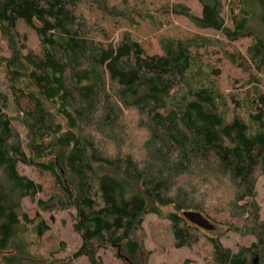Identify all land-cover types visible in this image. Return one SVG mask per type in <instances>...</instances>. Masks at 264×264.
Returning <instances> with one entry per match:
<instances>
[{"label": "trees", "instance_id": "obj_1", "mask_svg": "<svg viewBox=\"0 0 264 264\" xmlns=\"http://www.w3.org/2000/svg\"><path fill=\"white\" fill-rule=\"evenodd\" d=\"M197 1L199 13L171 10L192 31L144 46L97 38L93 8L155 20L118 0H0V264H103L102 248L150 264L170 247H197L205 264H264V31L249 28L247 6L264 29V0ZM39 208L76 212L72 255L31 250L29 232L51 230ZM185 211L256 241L226 247Z\"/></svg>", "mask_w": 264, "mask_h": 264}, {"label": "rangeland", "instance_id": "obj_2", "mask_svg": "<svg viewBox=\"0 0 264 264\" xmlns=\"http://www.w3.org/2000/svg\"><path fill=\"white\" fill-rule=\"evenodd\" d=\"M115 3V2H111ZM118 5L121 9L126 6L135 8L143 13L152 14L155 17L154 21H148L140 17L135 18V23L132 24L123 17H112L99 8H93V14L95 20L99 25L104 28L105 34L98 33L96 36L102 40L105 44L107 40H119L125 33H129L133 39L141 42L146 46L148 43H157L158 37L165 34L184 35L189 30L192 31V24L184 17L176 16L172 13L173 6L176 3H183L188 5L195 13L200 12V6L197 0H118ZM248 8L252 12V19L250 21V29L260 33L262 28L261 23L258 20V11L253 3L247 4ZM154 22V23H153ZM33 37L29 36L30 42ZM243 48L247 44V41H243ZM231 75L235 76V70L232 69ZM224 83L228 84V67H223ZM227 77V78H226ZM0 88L7 89L6 81L3 75H0ZM22 172L31 176L37 177L33 169L22 164L20 166ZM43 195L38 194L34 200L29 197L23 199V205L27 209H35L37 207L36 201L42 199ZM256 200L261 205L260 219H264V180L259 181L257 186ZM38 208V207H37ZM39 212L43 219L46 220L51 226V230L46 232L42 238L36 239L33 233L29 232L28 241L33 242L31 250L37 252V248L40 249L39 253H47V248H51L55 258H63L72 255L81 246V238L74 230L75 223V211H58V210H43L39 208ZM156 220L154 215H149L145 221L147 222ZM214 236H219L220 241L226 247L236 249L240 244H248L252 241H256L254 235L242 236L240 233L229 230L225 225H217L214 230L210 232ZM39 243V245H37ZM61 243L64 246H61ZM146 244L150 250L153 249V244L148 237ZM37 245V246H36ZM54 245V246H53ZM37 247V248H36ZM36 248V249H35ZM58 249H61L57 251ZM98 256L102 260L103 264H122V260L116 257L113 250L109 248H102L98 252ZM69 264H89L86 257H79L74 259ZM150 264H205L201 253L197 247H183L176 248L170 247L169 250L164 252L154 251L151 254Z\"/></svg>", "mask_w": 264, "mask_h": 264}, {"label": "water", "instance_id": "obj_3", "mask_svg": "<svg viewBox=\"0 0 264 264\" xmlns=\"http://www.w3.org/2000/svg\"><path fill=\"white\" fill-rule=\"evenodd\" d=\"M183 216L189 220L194 225L204 229V230H213L214 225L202 215V213L197 211H185L183 212Z\"/></svg>", "mask_w": 264, "mask_h": 264}]
</instances>
